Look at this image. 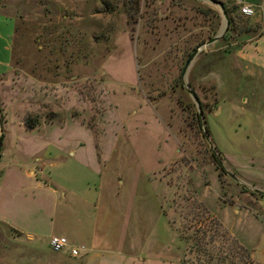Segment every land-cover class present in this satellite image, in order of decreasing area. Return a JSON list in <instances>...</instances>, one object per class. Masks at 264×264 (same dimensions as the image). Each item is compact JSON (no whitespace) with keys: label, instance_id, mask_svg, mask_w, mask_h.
<instances>
[{"label":"rangeland","instance_id":"rangeland-1","mask_svg":"<svg viewBox=\"0 0 264 264\" xmlns=\"http://www.w3.org/2000/svg\"><path fill=\"white\" fill-rule=\"evenodd\" d=\"M216 1L224 31L205 0H0L14 29L0 63V215L79 246L92 206L59 193L89 188L136 209L139 241L153 237L162 260L264 264V89L236 56L261 14ZM0 234L7 259L12 233Z\"/></svg>","mask_w":264,"mask_h":264},{"label":"crops","instance_id":"crops-1","mask_svg":"<svg viewBox=\"0 0 264 264\" xmlns=\"http://www.w3.org/2000/svg\"><path fill=\"white\" fill-rule=\"evenodd\" d=\"M244 2L253 6L254 14L257 17L259 13L261 14L258 17L260 32L255 38L247 39L236 50V56L244 65L247 77L255 78L257 85L261 84L264 89V0H244ZM11 25L10 20L0 16V53H2L0 63L5 66H8L10 61V45L14 32L13 25ZM35 170L41 175V169ZM35 170L30 169L27 176L33 178L35 186L40 188V185L37 184ZM115 186L113 184L111 189L113 196L118 197L119 188ZM98 196L95 190L90 191L89 188L82 189L80 192L62 187L59 193L61 201H79L84 205H91L93 214H95L91 226H87L83 230L80 229V231L76 230V237L80 241L79 246L68 242L70 247L78 250L77 257H70L67 251L52 253L48 248V240L53 236L43 239L35 234L34 226H31L30 215L23 217V226L16 224V221L9 215H0V232L2 230L4 235L7 232L9 235L10 232L12 233V236L10 235L12 248L7 253V259L4 256L1 257L0 264H15L19 253L22 255V264H46V255L50 253L57 258H68L73 264H172L170 258L163 260L159 258L158 243L153 237H151L150 243L139 241L137 224L140 217L136 209H133L132 206L131 208L127 207L129 204L126 201H97ZM39 210H41L40 207ZM103 213L106 215L105 224H101L102 217L97 224L94 219ZM107 225L115 228L112 243H109V239L111 240L109 234L105 230L103 231ZM166 226L167 229H170L167 224ZM152 231L150 230V232ZM15 238H24L25 242L16 245ZM109 244L112 245L111 248H109ZM178 261L177 258L176 264Z\"/></svg>","mask_w":264,"mask_h":264},{"label":"built area","instance_id":"built-area-1","mask_svg":"<svg viewBox=\"0 0 264 264\" xmlns=\"http://www.w3.org/2000/svg\"><path fill=\"white\" fill-rule=\"evenodd\" d=\"M232 2L239 15L243 17H250L253 15V10L244 0H232ZM48 248L52 253L67 251L70 257H77L79 255L78 250L70 247L67 240L63 237H50L48 240Z\"/></svg>","mask_w":264,"mask_h":264},{"label":"water","instance_id":"water-1","mask_svg":"<svg viewBox=\"0 0 264 264\" xmlns=\"http://www.w3.org/2000/svg\"><path fill=\"white\" fill-rule=\"evenodd\" d=\"M205 1H207L208 3H210L211 5H213V6H215V7H217V8L219 9V11H220V13H221V15H222V17H223V20H224V29H223V31H224L225 28H226V26H227V17H226V15H225V13H224V8H223L222 3H220V2H218V1H216V0H205ZM223 31H222V32H223ZM216 39H217V38H216ZM216 39H214V40H216ZM192 56H194V54H192ZM192 56H191V57H192ZM189 61H190V59L185 63L184 68L182 69V72H181V76H183L184 71H185V68H186V66L188 65ZM188 94H189V96H190L192 102H193L194 105L196 106L197 111H198V114H199V116H200V114H201V112H200V107H199V103H198L196 97H195L194 94H193L191 91H189V90H188Z\"/></svg>","mask_w":264,"mask_h":264},{"label":"trees","instance_id":"trees-1","mask_svg":"<svg viewBox=\"0 0 264 264\" xmlns=\"http://www.w3.org/2000/svg\"><path fill=\"white\" fill-rule=\"evenodd\" d=\"M224 13H225V15H227V12H226V9L225 8H224ZM227 20H228V24H229V19H227ZM215 168L218 169L220 172H222V170H223L222 167H221V165L219 164V162L216 161V160H215Z\"/></svg>","mask_w":264,"mask_h":264},{"label":"bare ground","instance_id":"bare-ground-1","mask_svg":"<svg viewBox=\"0 0 264 264\" xmlns=\"http://www.w3.org/2000/svg\"><path fill=\"white\" fill-rule=\"evenodd\" d=\"M224 27V26H223ZM223 29V28H222Z\"/></svg>","mask_w":264,"mask_h":264}]
</instances>
